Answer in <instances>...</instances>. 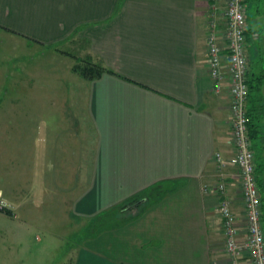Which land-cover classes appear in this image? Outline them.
I'll list each match as a JSON object with an SVG mask.
<instances>
[{"label": "crops", "instance_id": "0c3cea01", "mask_svg": "<svg viewBox=\"0 0 264 264\" xmlns=\"http://www.w3.org/2000/svg\"><path fill=\"white\" fill-rule=\"evenodd\" d=\"M226 2L0 0V37L16 53L17 73L26 71L18 79L20 87L38 81L41 74H28L22 55L35 51L34 57L51 63L52 48L72 57L74 50L58 47L62 44L116 72L78 78L72 62L65 64L69 81L86 86L84 113L94 127L95 148L85 180L101 200L96 213L152 188L129 207L125 226L99 235L97 249L115 261L84 254L81 264H229L220 198L202 188L216 181L215 153L227 159L234 155L229 83L224 80L221 91L215 90L207 47L208 21L213 12L224 20ZM247 4L249 77L264 79L259 47L264 0ZM8 81L4 89L16 86L15 79ZM260 138L264 143L262 132ZM72 161L77 163L59 165L86 164L79 157ZM228 171L232 206L243 219L236 167ZM177 214L183 217L174 218ZM5 256L0 264H14L4 261Z\"/></svg>", "mask_w": 264, "mask_h": 264}, {"label": "rangeland", "instance_id": "374dc122", "mask_svg": "<svg viewBox=\"0 0 264 264\" xmlns=\"http://www.w3.org/2000/svg\"><path fill=\"white\" fill-rule=\"evenodd\" d=\"M58 47L74 50L73 56L51 48L50 63L41 55L34 57L35 51L21 54L22 60H28L23 62L28 74H41L39 82L20 87L18 79L26 71L17 73L16 53L0 37V190L4 192L0 194V262L6 255L4 261L14 264H81L84 254L115 261L105 251H96L99 235L108 233L109 228L97 234L85 229L99 213L95 208L101 203L96 191L90 189L92 183L85 180L94 154V127L84 113L86 86L69 81L65 68L66 62L80 64L81 56L71 46ZM259 47L264 55V38ZM253 60L259 67L258 60ZM76 72L75 77H84ZM7 79H15L16 86L4 89ZM261 130L264 134V122ZM253 143L259 164L256 175L264 190V143L260 137ZM72 157L86 164L59 165L63 161L77 163ZM71 178L75 181L69 182ZM9 208L13 211L6 213ZM118 209L121 212L122 207ZM128 211L119 214L126 217Z\"/></svg>", "mask_w": 264, "mask_h": 264}, {"label": "built area", "instance_id": "2783aa9c", "mask_svg": "<svg viewBox=\"0 0 264 264\" xmlns=\"http://www.w3.org/2000/svg\"><path fill=\"white\" fill-rule=\"evenodd\" d=\"M247 0H227L222 22L214 12L208 21L207 47L209 70L215 90L221 91L228 80L231 96V128L234 155H214L216 181L204 183L205 193L220 198L218 213L223 221L225 252L229 264H264V219L262 189L256 175V152L248 127L249 72L247 41ZM235 166L244 207L242 219L232 206L228 191L229 166ZM0 208H3L0 205ZM244 234V236H241Z\"/></svg>", "mask_w": 264, "mask_h": 264}, {"label": "trees", "instance_id": "16d2710c", "mask_svg": "<svg viewBox=\"0 0 264 264\" xmlns=\"http://www.w3.org/2000/svg\"><path fill=\"white\" fill-rule=\"evenodd\" d=\"M79 61H81L80 64H75L73 66V69L75 71H79L81 75H83L85 78L92 79L99 75H101L103 72H113L115 71L107 68L105 65H103L101 62H95L88 58H80ZM263 76H259L255 79H249V103H248V127H249V133L252 138V140L255 137H260V133L262 132V120L264 119V97L260 94L262 85H263ZM254 147V143H253ZM257 160V156H256ZM259 170V164L257 161L256 166V173ZM259 184L261 186V180L258 178ZM262 189V186H261ZM263 190V189H262ZM152 192V188H148L142 191L140 195L131 197L129 199H126L125 201H122L115 206L111 207L110 209L103 210L99 212L97 215H93L91 218L90 223L86 225L87 232L90 233L96 232L101 233L102 230L105 229H111L113 226L119 227V226H125L126 222L129 220L128 216H120L119 213H123L125 210L128 211V208L131 206L130 204H133L138 198H144L150 195ZM264 192V191H263ZM262 192V208H263V219H264V193ZM140 196V197H139ZM122 207L121 212H119V209L117 208ZM6 212H9V210H6ZM107 216V217H105ZM108 229V230H109ZM84 245H87L88 242L86 239H84ZM97 252H99L98 249H96Z\"/></svg>", "mask_w": 264, "mask_h": 264}]
</instances>
